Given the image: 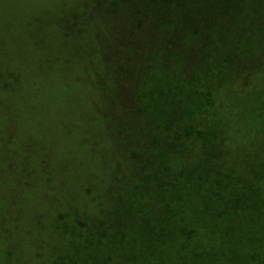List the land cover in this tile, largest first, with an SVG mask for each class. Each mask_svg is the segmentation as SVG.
Masks as SVG:
<instances>
[{
    "label": "rangeland",
    "instance_id": "1",
    "mask_svg": "<svg viewBox=\"0 0 264 264\" xmlns=\"http://www.w3.org/2000/svg\"><path fill=\"white\" fill-rule=\"evenodd\" d=\"M98 1L104 10L116 9L114 0ZM90 2L0 0V146L7 159L0 160V264H69L70 258L78 260L85 240L108 249L103 231L117 230V195L109 177L116 163L134 150L129 144L135 119L124 113L129 106L112 111L107 88L116 75L101 68L103 56L96 38L105 37L112 55L115 42L108 34L115 22L110 24L97 13L94 24L85 26L83 5ZM118 10L122 17L126 8ZM71 15L76 18L73 29L79 32L78 39L66 36L65 22ZM250 30L245 25L236 32ZM117 37L129 40L124 34ZM240 45L250 50V58L242 57L244 62L231 72L221 88L224 107L212 106L207 122L226 153V172L236 175L235 183L228 184L245 195L254 193L241 207L240 228L232 238L242 243L256 239L259 250L264 238V43ZM108 121L113 122L110 129ZM120 125L125 132L118 142L127 147L115 152ZM9 163H15L18 172L13 173ZM28 173L31 189L24 190L17 182ZM75 214L87 215L86 232L74 225ZM122 228V236H127V226ZM38 241L42 246L36 248ZM59 248L61 259L53 253ZM128 253L142 258L139 252Z\"/></svg>",
    "mask_w": 264,
    "mask_h": 264
},
{
    "label": "trees",
    "instance_id": "2",
    "mask_svg": "<svg viewBox=\"0 0 264 264\" xmlns=\"http://www.w3.org/2000/svg\"><path fill=\"white\" fill-rule=\"evenodd\" d=\"M127 2L114 0L112 10H104L98 0L84 3L91 10L83 5L85 26L94 24L97 13L108 23L115 22L108 34L115 42L112 55L103 35L96 40L103 56L101 68L116 75L107 88L112 111L129 106L124 113L135 119L129 144L134 150L116 163L109 177L117 195V230L103 231L101 237L110 247L85 240L78 260L70 258L69 264H264V238L259 250L256 239L242 243L232 238L240 228L241 207L254 193L245 195L228 184L235 183L236 175L226 172V153L207 122L212 106L224 107L221 88L231 72L244 62L242 57L250 58V50L240 44L264 43V0ZM120 7L126 8L122 17ZM65 23L66 36L76 39V18L71 15ZM245 25L250 32H236ZM117 33L129 40H119ZM91 55L87 52V58ZM102 86L106 88L105 82ZM105 125L110 129L113 122ZM123 128L120 125L114 140L115 152L127 147L118 142ZM5 151L0 146V160H7ZM9 165L18 172L15 163ZM29 174L17 182L24 190L31 189ZM73 222L83 232L89 227L86 214H75ZM124 224L127 236H122ZM60 249L53 250L57 259L63 258ZM129 251L139 252L141 260ZM35 255L40 256L37 250ZM5 257L6 261L8 251Z\"/></svg>",
    "mask_w": 264,
    "mask_h": 264
}]
</instances>
